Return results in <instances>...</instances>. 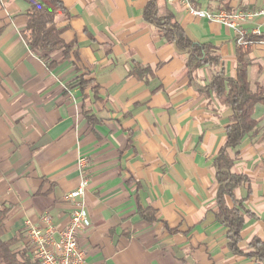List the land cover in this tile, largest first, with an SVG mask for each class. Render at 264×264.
Wrapping results in <instances>:
<instances>
[{
    "label": "crops",
    "instance_id": "0c3cea01",
    "mask_svg": "<svg viewBox=\"0 0 264 264\" xmlns=\"http://www.w3.org/2000/svg\"><path fill=\"white\" fill-rule=\"evenodd\" d=\"M63 2L62 38L75 44L79 59L63 61L57 53L53 70L24 39L28 3L0 2V205L8 209L2 239H27V222L40 225L46 213L63 229L72 211L64 198L78 187L77 162L86 156L90 225L79 244L89 263L262 264L231 253L228 228L216 217L215 160L233 111L208 86L219 72L235 76V32L193 16L179 2L156 0L159 17L171 16L190 41L210 44L222 57L220 67L191 72L187 53L144 18L149 0ZM191 2L212 12L264 6V0ZM258 25L264 32V20ZM251 50L250 84L264 88V41ZM139 64L151 72L134 74ZM85 73L97 92L68 90ZM254 118L264 128V105L256 106ZM232 172L249 179L236 190L241 200L250 189L244 204L252 216L240 242L249 253L254 238L264 242L261 134L244 139Z\"/></svg>",
    "mask_w": 264,
    "mask_h": 264
},
{
    "label": "trees",
    "instance_id": "16d2710c",
    "mask_svg": "<svg viewBox=\"0 0 264 264\" xmlns=\"http://www.w3.org/2000/svg\"><path fill=\"white\" fill-rule=\"evenodd\" d=\"M23 1L29 5V9L24 15L26 25L23 30V36L29 49L48 61L51 70L58 65L52 60L57 53L61 55L63 61L69 60L72 56L78 60L79 53L75 44L66 43L63 40V29L59 27L58 18L68 14L63 0ZM226 10L230 9L226 8ZM144 18L159 29L164 39L175 43L180 51L187 53L189 56L187 64L191 72L205 66H221L222 57L214 46L190 41L179 22L171 16H158L156 0H149L144 11ZM2 30L3 28L0 27V34ZM251 40L256 44L264 41V32L260 36L251 37ZM251 53V47L239 46L236 55L235 76L229 78L223 72H219L214 75L208 89L215 97L224 98L225 106L233 111L231 123L226 129V144L215 160L219 185L216 217L228 228L227 238L232 254L254 258L264 264V242L262 240L254 238L249 244V249L252 250L249 253L240 248L245 219L252 214L244 204L248 199L250 189L247 197L241 200L236 199V190L247 184L249 179L245 175L232 172L239 156L240 147L246 137L254 138L261 134L264 142V128L260 127L259 121L254 118L256 106L264 105V88L256 84L253 89L250 84L248 69L252 63ZM141 71L151 72L149 68H144L140 64L134 67V74H140ZM88 75L85 73L76 78L74 82L68 84V90L79 88L85 91L91 88L92 91L97 92L98 87L93 85L92 78H87ZM229 151L234 152V158L230 156ZM228 199L233 202L231 207L227 204ZM152 215L153 213L149 217ZM7 217L8 209L0 205V264H38L33 259V248L23 237V234L9 241L2 239ZM149 217L146 218L149 219ZM149 220H153V218ZM21 240H25L23 247L16 249L15 245Z\"/></svg>",
    "mask_w": 264,
    "mask_h": 264
},
{
    "label": "built area",
    "instance_id": "2783aa9c",
    "mask_svg": "<svg viewBox=\"0 0 264 264\" xmlns=\"http://www.w3.org/2000/svg\"><path fill=\"white\" fill-rule=\"evenodd\" d=\"M181 3L187 11L199 19L216 22L232 30L236 35L238 46H254L251 37L262 34L258 22L264 20V6L254 10H226L216 12L198 9L191 0H169ZM248 26H253L248 29ZM91 161L80 156L77 162L79 185L66 194L64 200L72 205L67 225L59 230L53 223L50 214L42 215L41 224L27 222V242L33 248V259L38 264H91L87 260V251L80 244V236L89 227L90 219L86 211L85 194L90 185Z\"/></svg>",
    "mask_w": 264,
    "mask_h": 264
}]
</instances>
